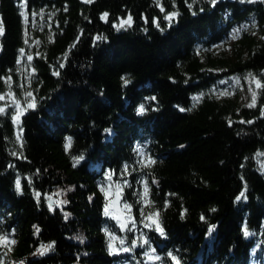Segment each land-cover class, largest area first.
<instances>
[{
  "label": "trees",
  "instance_id": "1",
  "mask_svg": "<svg viewBox=\"0 0 264 264\" xmlns=\"http://www.w3.org/2000/svg\"><path fill=\"white\" fill-rule=\"evenodd\" d=\"M177 10L179 22L169 28L164 17ZM129 13L134 24L117 31L114 22ZM0 28V107L7 105L0 113V235L9 237L0 243V264L130 260V253L109 254L102 230L107 224L124 234L114 216L102 215L105 197L97 185L109 186L108 168L115 169L111 186L116 191L120 184L121 204H132L125 210L129 227L132 217L142 227L140 208L145 217L160 210L167 237L148 232L158 252L173 250L181 264L264 260V171L258 165L264 153V0H218L214 7L210 0H0ZM97 35L109 39L93 45ZM248 73L260 79L251 107L221 86ZM153 95L156 100L145 101ZM33 97L35 109L28 108ZM15 101L28 109L19 121L13 120ZM140 103L149 112L138 115ZM108 127L112 134L104 133ZM137 143L155 158L150 167L139 163ZM74 156L84 159L77 164ZM141 173L150 186L146 205L136 195L143 191ZM71 185L74 190L60 191ZM241 191L247 199L237 201ZM65 199L70 203H55ZM212 224L217 227L209 235ZM128 235L130 242L135 233ZM52 241L51 250L37 253Z\"/></svg>",
  "mask_w": 264,
  "mask_h": 264
},
{
  "label": "snow or ice",
  "instance_id": "2",
  "mask_svg": "<svg viewBox=\"0 0 264 264\" xmlns=\"http://www.w3.org/2000/svg\"><path fill=\"white\" fill-rule=\"evenodd\" d=\"M89 3H91V0H88ZM159 2V0H158ZM211 5L214 7L218 0H210ZM193 3H195V0H193ZM189 8H192L193 5L189 4L188 5ZM160 8L161 11H164V5L160 4ZM200 11L203 12L204 9L203 7L200 8ZM195 11L193 12V15H195ZM179 11H171V12H167L164 19L168 22V27L171 28L173 21L175 20V22H179ZM109 16L108 12H104L101 14V18L105 20V22H107V17ZM145 23L147 22V17H144ZM154 23H155V27L157 29H159L161 32L164 31V29L161 27L159 18H154ZM134 24V19L131 13L128 14L127 19H124L123 17L120 18V22L118 24H116L114 22V27L117 29V31H119L122 28H131L132 25ZM4 29L0 28V32H3ZM83 31V30H81ZM143 31L145 33H147L149 31V29L147 27L143 28ZM109 38L107 36H100L97 35L95 37V39L93 40V45L96 44L97 41L100 40H105L107 41ZM22 51V50H21ZM29 60L32 59L31 56L28 57ZM57 76L60 75L59 72L55 73ZM248 80H249V85L251 87L252 81H253V74L252 73H248ZM122 79V83L124 86H128L129 84L132 83V80L129 78V74H125V76L121 77ZM188 81L186 80L185 83H187ZM237 83H239V79L237 78ZM255 83L259 86L260 85V79L259 77L255 78ZM31 95V94H29ZM201 95H203V93H201ZM0 99H3L2 96H0ZM156 100V96H151V97H145V101L147 100ZM257 103L256 100V93L253 92V97H252V104L251 106H254ZM7 105L0 107V113H4L6 110ZM15 107L17 108V111H15L13 113V120L14 121H19L21 119V116L23 113L27 112V108H24L22 111L20 109V102L19 101H15ZM37 107L35 99L33 97V99L30 101V103L28 104V108L31 109H35ZM177 107L179 108L180 106L177 105ZM136 113L138 115H143L146 114L147 112H149V108L145 106V103H140L138 104V106L136 107ZM153 111H158L159 109L156 108L155 106L152 107ZM182 111L184 109H181ZM190 110V109H189ZM260 115L262 117H264V110H262L260 112ZM232 121H229V124H231ZM247 123H252V121H248ZM22 131V129H21ZM104 133H108V134H112L113 133V128L108 127V128H104L103 129ZM67 141L69 143V145L71 144V141L73 139V137L68 136ZM136 150L138 151L139 154V163L143 166V167H150L152 164H154L155 158L152 156H145V150L143 147H141V145L139 143L136 144ZM179 147L183 148L185 147L184 145H180ZM13 155H15V153H13ZM26 159V157H25ZM72 159L79 164L81 160L84 159L83 156H74L72 157ZM221 163H223V161H221ZM96 167H101V165L98 163L96 165ZM129 165L127 163L124 164V170L121 171L120 176L123 177L128 169ZM37 172H39V169L36 170ZM115 174V169L113 168H108L103 172V175L107 177V181H108V187H105L104 183H100L97 185L98 189L100 190V192L102 193V195L105 197V202L102 205V215L105 217H109V216H114L115 219L117 221L120 222V229L124 230V234L123 235H117L115 231L109 230V227L107 224H105L103 226V231L106 233L107 238H108V242H107V248L109 251V254L112 256H119L122 253H130L132 254V258L130 260H122L120 262V264H140V260L143 259L146 264H181V258L179 255H177L173 250H168L166 252L157 251L156 246L153 245L152 239L151 237L148 235V232L154 231L156 234H158V236L160 237H167L168 233L163 225V223L160 220V210L157 209L155 211V213L149 212L148 215L145 217L144 216V209L140 208V216L142 217V219L140 220V224L142 225V227L138 228L136 225V220L134 217L131 218V227L128 226V224L125 222V216H124V210H131L132 208V204L131 203H124L123 209H121L118 206V201L121 198L122 195V189L120 184L118 183L116 185V191H112L111 190V183H112V177ZM153 180L156 184L159 183L158 180H155V177H153ZM29 183H31V180H29ZM138 184L143 185V191L140 193H136V195L139 196V203L141 204H148L150 203L149 200V191H150V186L148 184V177L147 175L141 173V177L140 179L137 181ZM122 184L124 186H127L129 188H131V184L129 183L128 180H123ZM75 185H71L69 187V189H60L61 192H67V191H71L75 189ZM247 189V185L245 184V191ZM15 190L18 194L22 195L23 194V188L20 184L19 179H17L15 181ZM245 191H241L239 195L236 196V200L240 201V199L243 197L245 200L247 199V196L245 195ZM95 194L89 195L88 200L89 202H91L93 200ZM35 199L37 202V205L40 204V193L36 192L35 193ZM56 204H60V205H66L68 203H70V201L68 200H62V201H55ZM48 208L50 211L55 212V208L53 207V201L51 199L48 200ZM213 212L216 211L215 208L212 209ZM184 212H187V209H184ZM71 213H67L64 216V219H68V216H70ZM201 219H205V217L203 216V214L201 215ZM36 227V232L37 234H39L40 228L38 225L35 226ZM217 227L216 224H212L210 226L209 229V235H211V230L215 229ZM147 230V231H145ZM13 231H15L13 229ZM129 233H135V235L133 236V238L131 239V241L129 242ZM243 233L245 236L250 235V232L248 230L247 224L245 223V225L243 226ZM77 240H81L83 241L84 239H86V237H84L83 235H79L76 237ZM9 242V237L6 235H0V243H8ZM11 243H15V240H11ZM55 241H52L50 244H48L47 246L45 245H41L40 248L37 249V253H39L40 255H44L47 251L51 250L52 247L54 246ZM137 248L141 249L140 252V257H137L135 255Z\"/></svg>",
  "mask_w": 264,
  "mask_h": 264
},
{
  "label": "rangeland",
  "instance_id": "3",
  "mask_svg": "<svg viewBox=\"0 0 264 264\" xmlns=\"http://www.w3.org/2000/svg\"><path fill=\"white\" fill-rule=\"evenodd\" d=\"M246 25L242 24L237 26L234 31L235 34H238L240 30H242ZM237 78L239 79V83H237ZM223 93H226L229 96L234 98H238L239 101L246 104H252L253 92L257 93L258 85L255 83V79H253L251 87L249 85V80L247 77L235 76L230 79L224 80L221 83ZM258 165L262 171H264V153L260 154L258 158ZM111 190L114 189L111 186ZM121 200L118 201V206L123 209V205L121 204ZM125 219L128 217V213L124 210ZM255 251H253L254 253ZM255 264H264V260H254Z\"/></svg>",
  "mask_w": 264,
  "mask_h": 264
}]
</instances>
